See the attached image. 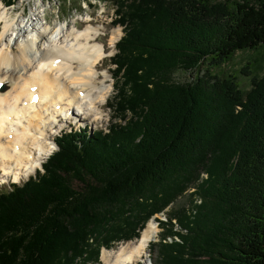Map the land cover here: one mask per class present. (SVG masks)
Wrapping results in <instances>:
<instances>
[{
  "label": "trees",
  "instance_id": "1",
  "mask_svg": "<svg viewBox=\"0 0 264 264\" xmlns=\"http://www.w3.org/2000/svg\"><path fill=\"white\" fill-rule=\"evenodd\" d=\"M116 21L115 115L1 188L0 264L97 261L191 187L154 215L152 264H264V73L242 89L210 68L264 44V0H120Z\"/></svg>",
  "mask_w": 264,
  "mask_h": 264
},
{
  "label": "bare ground",
  "instance_id": "2",
  "mask_svg": "<svg viewBox=\"0 0 264 264\" xmlns=\"http://www.w3.org/2000/svg\"><path fill=\"white\" fill-rule=\"evenodd\" d=\"M4 1L0 0V168L3 178L19 179L42 163L55 146L54 132L70 121L69 114L79 122L103 117L112 84L101 26L91 21L82 28L78 21L52 25L38 2L32 20H27L24 8L5 6ZM121 33V28L114 30L110 43L115 45ZM158 232V221L150 220L136 240L104 249L99 264L146 262Z\"/></svg>",
  "mask_w": 264,
  "mask_h": 264
},
{
  "label": "rangeland",
  "instance_id": "3",
  "mask_svg": "<svg viewBox=\"0 0 264 264\" xmlns=\"http://www.w3.org/2000/svg\"><path fill=\"white\" fill-rule=\"evenodd\" d=\"M119 1L120 0H13V3H9L8 6L16 5L17 9H25L26 12V19L32 20V14L33 9L37 7L36 3H39V7L43 6V14L47 16V20L52 25H55L58 22H67L68 24H72L73 21H78L79 28L86 26V23L88 21H91L95 25L101 26L102 30L99 33L102 37H104V44H105V50L108 52L106 54V58L104 60L105 67L109 69V82L112 84V90L107 98V104L104 108V115L100 120H84L82 122H76L75 127H84L89 128L91 127L92 130H97L103 126H107L111 123L112 118L115 115V110L111 109L108 106V102L111 101L114 98V95L116 93L115 85H114V77L112 76V70L114 69L115 65L112 62V56L117 51L116 44H111V38L113 36V31L120 29L122 30V34H124L123 25L120 22L116 21L117 18V8L119 7ZM232 1V0H229ZM241 2L242 0H237ZM6 6V5H5ZM90 14V15H89ZM91 17L90 19L84 20V18ZM120 35V37H121ZM119 37V38H120ZM119 40V39H118ZM117 40V41H118ZM117 43V42H116ZM203 66V65H202ZM212 72L220 71L224 73H230L233 72L237 76V82L239 83V86L243 89L249 88L251 86V82L254 76H258L261 73H264V44L259 45V47L249 49L246 48L244 50H237L233 53V55L230 57L229 60L224 61L220 64L211 65ZM198 71V68L196 69ZM194 71L196 73L197 71ZM193 73V72H192ZM178 79L187 78L190 76L191 71H181L178 70L175 72ZM77 119V118H75ZM74 119V120H75ZM78 120V119H77ZM66 130L71 128V124L69 122L66 123ZM46 159L47 156H44ZM43 158V160H44ZM41 167L37 168L36 170H31L29 174L36 173L38 170H40ZM43 169V168H42ZM41 169V170H42ZM28 175L22 176L19 179L15 178L14 176H7L3 178V175L0 174V190L1 188H7L9 187V184L18 181V183H23L27 178ZM13 179H12V178ZM206 177L205 172H202L200 170L199 178ZM14 180V181H13ZM193 187L186 189L183 191L182 194L178 195L175 200L171 201L168 206L164 208L163 211L155 212L153 215H157L161 219H166V212L170 209H175L178 206L184 204L186 206L190 203V196L188 195L189 191H191ZM193 198V197H192ZM199 200V199H198ZM156 220L154 217L150 220ZM149 220V221H150ZM147 221V223L149 222ZM147 223L144 225L147 226ZM143 230V229H142ZM141 230V231H142ZM159 234L154 238V240L160 239V233H162V228L159 226ZM142 234V233H141ZM135 238V237H134ZM167 238H171L170 235H167ZM129 238L112 241L113 243L111 245H115L113 247L117 248L123 243H129L133 240L125 241ZM132 239V238H131ZM151 241V242H152ZM150 242V243H151ZM107 245H104L101 247L100 250V257L96 261H91L87 264H99L102 259V253L104 249H111L107 248ZM157 247V245H156ZM149 251V258L148 261L152 257H156L157 255V248L148 249ZM86 264V263H85Z\"/></svg>",
  "mask_w": 264,
  "mask_h": 264
},
{
  "label": "built area",
  "instance_id": "4",
  "mask_svg": "<svg viewBox=\"0 0 264 264\" xmlns=\"http://www.w3.org/2000/svg\"><path fill=\"white\" fill-rule=\"evenodd\" d=\"M206 174V173H205Z\"/></svg>",
  "mask_w": 264,
  "mask_h": 264
}]
</instances>
